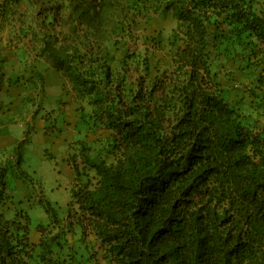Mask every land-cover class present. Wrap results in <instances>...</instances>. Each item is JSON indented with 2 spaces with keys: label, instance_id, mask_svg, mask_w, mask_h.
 Here are the masks:
<instances>
[{
  "label": "trees",
  "instance_id": "trees-1",
  "mask_svg": "<svg viewBox=\"0 0 264 264\" xmlns=\"http://www.w3.org/2000/svg\"><path fill=\"white\" fill-rule=\"evenodd\" d=\"M41 1L67 13L63 29L34 52L86 103L79 112L87 133H105L93 153L80 146L95 182L72 191L66 216L86 248L93 236V264H264V13L257 0ZM16 2L0 0V17ZM160 14L174 21L166 51L150 41L167 63L144 57L129 86L126 45ZM236 70L254 76L245 86L258 119L251 124L216 80L222 71L233 81ZM4 177L0 167V264H30L29 220L5 215ZM51 243H37L39 264H55Z\"/></svg>",
  "mask_w": 264,
  "mask_h": 264
},
{
  "label": "rangeland",
  "instance_id": "rangeland-1",
  "mask_svg": "<svg viewBox=\"0 0 264 264\" xmlns=\"http://www.w3.org/2000/svg\"><path fill=\"white\" fill-rule=\"evenodd\" d=\"M48 7L41 0H17L0 17V44L3 40L8 45H32L40 53L39 47L44 36L63 29V17L67 11L62 7L57 13ZM256 9L264 13V0H257ZM173 26L174 21L169 15L160 14L150 18L134 32L133 38L126 45V79L129 86L142 72L141 62L144 57L152 65L167 63L168 57L163 52L167 49V37ZM152 37L160 42L163 52H160V48H153L150 41ZM34 50L29 54L36 55ZM8 53L6 51L4 54ZM21 54L25 53L22 51ZM220 61L217 58L214 63ZM15 67L0 60V76L3 74L5 78L10 77L13 85L28 84V91H16L17 97L2 99L0 106V125H3L0 138L7 140L6 143H0V167L5 170L4 179L11 197L5 215L20 213L28 216L29 241L34 245L39 241L40 233L46 241L52 239L50 257L56 261L55 264H93L88 250H92L95 245L93 236L88 235L89 244L86 248L80 240L79 228L74 221L66 219V214L73 207L72 190L85 179L91 184L95 182L94 173L82 164L80 146L86 147L88 154L93 153V149L99 145L98 139H102L105 133L100 130L87 133L92 131L87 130L80 119V112L88 111L86 103L73 96L70 84L59 73L45 68L44 86H36V77L29 78L34 81L25 80L31 68L19 74V81L15 74L9 76L8 71ZM227 67L231 69V64L224 69ZM114 68L118 71L120 66L115 63ZM233 75L234 80L228 82L226 75L219 71L216 80L225 87L227 100L240 108L248 123L258 120L249 107V97L245 90V86L250 85L254 78L253 74L236 70ZM36 87L42 89V97L35 90ZM258 122L263 124L264 119L260 118ZM74 165L82 174L80 180L75 178ZM46 201L50 202V207L43 206ZM37 252L35 248L30 264H39ZM100 264L105 262L101 261Z\"/></svg>",
  "mask_w": 264,
  "mask_h": 264
},
{
  "label": "crops",
  "instance_id": "crops-1",
  "mask_svg": "<svg viewBox=\"0 0 264 264\" xmlns=\"http://www.w3.org/2000/svg\"><path fill=\"white\" fill-rule=\"evenodd\" d=\"M0 48L4 49L2 52H0V59H6L9 62L18 61L20 55L19 54H15V55H6V54H4L6 51L8 52V49H9V51H14V52H17V53H19L21 51H25L26 53H29L32 50H34V46H32V45H24V46H22L21 44L16 43V44H13L12 46H10V45H6L3 40H2V43L0 45ZM26 58H28V57H26ZM28 59H29L28 62L32 65L31 72L34 71L33 68L35 66L37 67V69H40V67H45V68H49L51 70L49 63L47 61H45V59L42 56L41 57L40 56H36V55L32 56V55L29 54V58ZM30 60H32V61H30ZM43 64H44V66H43ZM34 73L36 74V76H39L40 74H43L42 72H39V71H36ZM10 74H12V73H10ZM8 82H10V80H8ZM10 84H12V83L10 82ZM10 84L6 83L5 81L0 80V106H1L2 99L11 98L12 96H15L16 91H20L16 87L15 88L11 87ZM15 97H17V96H15ZM15 101H17V99ZM5 103H6V101H5ZM6 104L8 105V103H6ZM0 124H1V122H0ZM2 127H3V125H0V131L2 130ZM2 141H4L3 143L7 142V140H3L2 138H0V143Z\"/></svg>",
  "mask_w": 264,
  "mask_h": 264
},
{
  "label": "clouds",
  "instance_id": "clouds-1",
  "mask_svg": "<svg viewBox=\"0 0 264 264\" xmlns=\"http://www.w3.org/2000/svg\"><path fill=\"white\" fill-rule=\"evenodd\" d=\"M66 13H67V11H66ZM6 44V43H5ZM13 44H16V43H13ZM13 44H11L10 46H12ZM18 44H20V43H18ZM1 45V44H0ZM6 45H8V44H6ZM22 45V44H21ZM7 49V48H6ZM4 49H2V48H0V52H2ZM8 51H9V49H8ZM24 52V51H23ZM22 53V51L21 52H19V53H17V52H14V51H9V53H8V55H15V54H19L20 55V57H19V59H18V61H16V62H9V61H7L6 59H0L2 62H8V63H11V64H13V65H15L16 67L14 68V69H11V70H9L8 71V74H9V76H11V75H16V79H17V81H19L20 80V77H19V74L21 73V72H24V71H26V70H28V68H31L32 69V65L28 62L29 61V59L28 58H26L25 57V54L23 55V54H21ZM43 58H44V56H42ZM27 59V60H26ZM45 59V58H44ZM24 60H26V66H24V64H25V61ZM30 61H32V60H30ZM45 61H47L46 59H45ZM21 62L23 63V65H21ZM48 62V61H47ZM49 63V62H48ZM49 65H50V68H51V71L54 73V72H56L52 67H51V64L49 63ZM24 66V67H23ZM34 71L33 72H31V70L29 71V74L30 75H28V77H26V79L25 80H30V81H34V79H29V78H33L32 76H34V77H36L37 78V81L38 82H36V86H39V85H43L44 86V80H43V76H44V70L45 69H42V70H40L39 72H42L43 74H40L39 76H36V74L34 73V72H36V70H37V67L35 66L34 68ZM10 73H12V74H10ZM56 73H58V72H56ZM3 78L5 79L4 81L6 82V83H8V84H10V82H8V80H11L10 79V77H7V78H5V77H3V74L0 76V80H2L3 81ZM9 78V79H8ZM62 79L63 80H65L63 77H62ZM65 81H67V80H65ZM68 82V81H67ZM10 86L11 87H13V88H18L20 91H22V90H24V91H28V84L27 85H22V86H20V85H13V84H10ZM71 88V87H70ZM36 91H39L40 92V97H42V95H43V91H42V89L41 88H38V87H36V89H35ZM20 91H18V92H20ZM42 93V94H41ZM73 93V92H72ZM34 96H35V94H33ZM73 96H74V94H73ZM75 97V96H74ZM0 166L2 167V164L0 163ZM73 168V167H72ZM73 172H74V170H73ZM74 175H75V173H74ZM75 178H76V175H75ZM76 189V188H75ZM74 189V190H75ZM73 191V190H72ZM45 203H48L49 204V207H50V202L49 201H46ZM45 203L43 204V206H45ZM72 204H73V202H72ZM73 207H74V205H72ZM13 216V215H12ZM12 216H7V217H12ZM22 216V215H21ZM66 216H67V214H66ZM26 217L28 218V216L26 215ZM28 220H29V218H28ZM43 229V228H42ZM40 238L41 239H43V236H42V233H40V236H39V240H40ZM45 239V238H44ZM39 242V241H38ZM37 242V243H38ZM37 243L35 244L36 246H35V248H37ZM37 250H38V248H37ZM35 251V250H34ZM51 254V253H50ZM49 254V255H50Z\"/></svg>",
  "mask_w": 264,
  "mask_h": 264
}]
</instances>
